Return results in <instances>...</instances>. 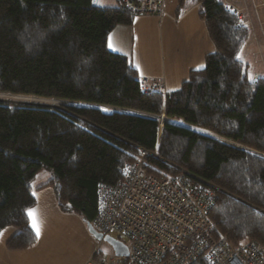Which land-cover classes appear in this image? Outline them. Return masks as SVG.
Listing matches in <instances>:
<instances>
[{"label":"trees","instance_id":"16d2710c","mask_svg":"<svg viewBox=\"0 0 264 264\" xmlns=\"http://www.w3.org/2000/svg\"><path fill=\"white\" fill-rule=\"evenodd\" d=\"M117 2L0 0V95L128 112L0 100V233L16 230L6 249L36 244L27 210L41 172L51 173L45 187L59 211L91 225L98 185L121 183L123 169L142 160L149 176L182 170L214 186L218 232L233 248L264 252V159L247 151L264 156V74L255 79L242 59L249 27L220 0H178L179 12L197 6L214 52L178 90L146 93L127 59L106 47L135 17Z\"/></svg>","mask_w":264,"mask_h":264},{"label":"built area","instance_id":"2783aa9c","mask_svg":"<svg viewBox=\"0 0 264 264\" xmlns=\"http://www.w3.org/2000/svg\"><path fill=\"white\" fill-rule=\"evenodd\" d=\"M165 0H120L135 17L162 16ZM222 1L239 21L246 14ZM258 16L264 39V0H248ZM261 11V20L258 11ZM251 38L256 39L251 33ZM264 74V73H263ZM259 79L261 74H254ZM146 93H165L159 81L138 79ZM144 158L146 153L140 151ZM215 187L179 170L174 175L153 177L142 169V160L123 169L115 185L99 184L97 209L91 222L102 237L122 242L126 257L98 249L84 264H264V252L244 243L233 248L218 232L210 213Z\"/></svg>","mask_w":264,"mask_h":264},{"label":"crops","instance_id":"0c3cea01","mask_svg":"<svg viewBox=\"0 0 264 264\" xmlns=\"http://www.w3.org/2000/svg\"><path fill=\"white\" fill-rule=\"evenodd\" d=\"M177 1L165 0L162 16L134 17L130 25L115 27L108 34L106 42L110 52L127 59L135 69L137 79L159 81L164 86V94L178 90L191 72L202 70L206 56L214 52L205 25L198 18L197 6L179 12ZM231 1L234 3H226L236 8H240L237 7L240 5L244 7V2L248 4V0ZM92 4L98 7L118 6L117 0H97V3L92 0ZM254 47L251 39L242 53V59L250 75L263 74L264 56L253 57ZM247 58H253V62L250 63ZM49 177L39 183L35 179L32 184L36 204L31 210L39 228V236L32 227L29 215L28 219L37 238L36 244L24 251H9L6 244L16 230L5 229L0 233V264H69L62 246L58 244L61 234L56 226L76 215L59 211L52 189L45 187ZM97 249L99 245L96 243L95 249L80 257L77 264H84Z\"/></svg>","mask_w":264,"mask_h":264},{"label":"rangeland","instance_id":"374dc122","mask_svg":"<svg viewBox=\"0 0 264 264\" xmlns=\"http://www.w3.org/2000/svg\"><path fill=\"white\" fill-rule=\"evenodd\" d=\"M234 3L231 0H226V2ZM243 3V2H242ZM244 7L238 8L242 11L243 15L246 14V20L244 22L250 29V33L254 34L256 39H252L255 47L252 51L253 57L260 58L262 55L264 56V39L260 32L258 16L255 12L252 11V8L246 9V2H244ZM235 6V5H234ZM236 7V6H235ZM250 7V6H249ZM260 20H261V11H258ZM263 44V47L262 45ZM255 55V56H254ZM247 60L251 63L253 62V58H247ZM252 68V67H251ZM23 98H30V97H16V96H8V95H0V100L5 101H15V102H26L30 103L32 101L24 100ZM31 99V98H30ZM41 104H46L50 106H57L59 103L57 101H45ZM109 112V110H108ZM161 127V125H159ZM50 172H41L36 179L40 181L46 180ZM49 180V179H48ZM73 218H66L63 223H57V230L59 231V245L63 248V253L65 258L68 260L69 264H77L79 258L83 255L87 254L89 251H93L97 245H99V250L102 253L111 254L112 249L103 242H96L95 239L89 234L87 224L82 221L79 216H70ZM112 237H116L112 234Z\"/></svg>","mask_w":264,"mask_h":264},{"label":"water","instance_id":"95a60500","mask_svg":"<svg viewBox=\"0 0 264 264\" xmlns=\"http://www.w3.org/2000/svg\"><path fill=\"white\" fill-rule=\"evenodd\" d=\"M32 98V102L30 103H27L29 105H39V106H50V105H46V104H41L45 101H51V100H45V99H37V98H33V97H30ZM23 103V102H22ZM26 103V102H24ZM59 104L61 105H64V106H77V107H90V108H95V109H100L101 111H111V112H126V111H118V110H114V109H106V108H101V107H97V106H90V105H82V104H78V103H70V102H58ZM128 113V112H126ZM161 117V119H159ZM160 117L158 118H153L154 120L158 121L159 125H163V122H168L167 120H165L164 116L161 115ZM163 118V120H162ZM182 127H185V128H188L196 133H199L203 136H206V137H210V138H213L219 142H222L224 144H228V145H231V146H234V147H237L233 144H231L230 142H227L223 139H220L218 137H216L215 135H212V134H209L207 132H204V131H201V130H198V129H195V128H192V127H189L187 125H184V124H178ZM239 148V147H238ZM246 150V149H245ZM249 153L251 154H254L255 156L257 157H260L262 159H264V156L259 154V153H256V152H252V151H249L247 150ZM87 228H88V232L89 234L97 241V242H103L105 244H107L113 251L114 255L116 257H126L128 255V250H127V247L120 241L110 237V236H105V237H102V235L96 233L94 231V229L92 228V226L90 224H87Z\"/></svg>","mask_w":264,"mask_h":264},{"label":"snow or ice","instance_id":"6c2138e0","mask_svg":"<svg viewBox=\"0 0 264 264\" xmlns=\"http://www.w3.org/2000/svg\"><path fill=\"white\" fill-rule=\"evenodd\" d=\"M93 3H97V0H93ZM110 47H111V45H110ZM237 59H239V56L237 57ZM249 79L251 80L252 77L249 76ZM27 214L30 216V218L32 220V227H33V229L36 231L37 236H39V228H38L37 222H36V220L34 218L33 211L32 210H27Z\"/></svg>","mask_w":264,"mask_h":264},{"label":"bare ground","instance_id":"6f19581e","mask_svg":"<svg viewBox=\"0 0 264 264\" xmlns=\"http://www.w3.org/2000/svg\"><path fill=\"white\" fill-rule=\"evenodd\" d=\"M23 99H24V100H27V101H32V100H33L32 98H31V99H30V98H28V99H27V98H23ZM107 113H108V112H107ZM159 119H161V117H160ZM162 120H163V118H162ZM172 123L174 124V121H172Z\"/></svg>","mask_w":264,"mask_h":264}]
</instances>
